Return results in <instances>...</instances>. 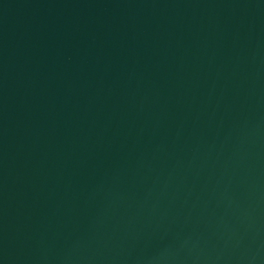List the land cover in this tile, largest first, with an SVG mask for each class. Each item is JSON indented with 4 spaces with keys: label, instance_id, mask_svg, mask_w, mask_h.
Returning a JSON list of instances; mask_svg holds the SVG:
<instances>
[{
    "label": "water",
    "instance_id": "95a60500",
    "mask_svg": "<svg viewBox=\"0 0 264 264\" xmlns=\"http://www.w3.org/2000/svg\"><path fill=\"white\" fill-rule=\"evenodd\" d=\"M0 264H264V0H0Z\"/></svg>",
    "mask_w": 264,
    "mask_h": 264
}]
</instances>
